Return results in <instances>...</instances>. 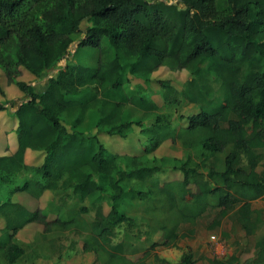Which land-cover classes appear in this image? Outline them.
<instances>
[{
	"label": "trees",
	"instance_id": "16d2710c",
	"mask_svg": "<svg viewBox=\"0 0 264 264\" xmlns=\"http://www.w3.org/2000/svg\"><path fill=\"white\" fill-rule=\"evenodd\" d=\"M172 1L0 0V69L7 82L27 96L13 111L18 147L0 155V183L26 169L35 177L16 185L11 194L25 192L38 198L45 190L69 189L84 201L106 191L111 200L109 211L97 207L92 221L82 216L89 210L85 205L66 219H47L41 209L29 210L11 196L0 201L4 220L0 258L6 262L15 263L24 255L14 236L35 222L43 225V235L55 229L87 232L84 251H103L105 264H120V251L110 248L116 226L126 223L132 230L136 225L123 210L127 196L152 202L143 210L148 229L138 233L148 237L155 230L162 233V240L153 241L131 264H147L149 256L172 264L152 250L158 245L175 247L178 239L193 232L192 227L180 232V226L195 224L209 206L219 208V217L236 208V220L244 232H256L261 212L252 208V201L264 198L263 155L255 151L264 146V0ZM84 20L90 24L82 30ZM76 33H83L77 48H100L106 37L115 55L98 59L95 66L64 64L48 78L42 92L18 79L22 68L40 76L66 59ZM202 62L207 74L220 79L218 102L205 98L209 86L199 67ZM162 65L171 70L189 68L188 84L194 88L187 97L200 107L178 130L152 99L123 93L127 72L148 80ZM246 66L249 69L243 72ZM159 85L165 104H176L177 89L167 80H159ZM128 103L142 110V118L124 119ZM5 109L6 103L0 102V111ZM87 117L97 128L94 134L87 131L92 126L82 127ZM144 118L153 121L145 126ZM133 125L140 126L146 136L141 154L112 153L97 135L126 137ZM166 139H180L192 153L178 166L181 179L161 182L152 177L162 168L156 163L146 165L144 156ZM27 148L44 152L40 165L25 164ZM225 149L223 168L218 169L217 153ZM242 158L247 166L240 164ZM130 179L144 183L145 188L130 187ZM255 247L252 259L240 263L232 254L224 261L210 259L209 264H264V241L257 240ZM191 257L185 251L173 264H193Z\"/></svg>",
	"mask_w": 264,
	"mask_h": 264
},
{
	"label": "rangeland",
	"instance_id": "374dc122",
	"mask_svg": "<svg viewBox=\"0 0 264 264\" xmlns=\"http://www.w3.org/2000/svg\"><path fill=\"white\" fill-rule=\"evenodd\" d=\"M172 2L176 1L173 0ZM89 24L90 22L84 20L81 22L80 27L84 30ZM82 36L83 33H76L73 35V42L69 48V56L66 59L53 65L51 68L46 69L40 76H35L22 68L18 79L31 84L35 91L42 92L47 85L48 78L55 76L59 68L64 64L78 63L95 66L98 55H104L105 57L115 55L114 48L109 45L106 37L102 38L100 48L93 46H80L77 48L76 42ZM199 67L206 78L207 85L209 86L205 98L214 102L220 101L222 96L220 79L211 73H206L205 62L199 63ZM248 69L249 67L246 66L243 69V72ZM125 75L129 78L123 85V93H126L127 95H131V93H139L148 98L152 95L158 104L161 105V108H159L158 111L169 114L171 125L175 130H177L178 127L185 125L188 115L195 113L194 111L200 110L198 104L188 100L187 97V94L194 88L192 85L188 84V80L192 77L189 68L171 70L166 65H162L151 73L148 80L144 79L146 82H149L146 84L145 89L140 84H136L139 81L136 79V74H130L127 72ZM159 80H167L177 89L178 102L176 104L171 105L170 107L165 104L162 108L163 102L159 90ZM196 84L198 83L196 82ZM26 98V94L20 91L15 84L7 82L4 73L0 69V102L6 103V109L0 114V151L3 150L2 148L4 147V144L8 142V139L14 137L12 131L15 130L14 126L16 127L17 125V119L14 116L13 111L17 104ZM131 109L132 110H129L130 112L128 111L127 114H125L124 119L138 120L142 118L141 113L134 112V107ZM152 121V118L143 119L145 126L150 125ZM86 122L92 126L87 130L88 134L96 133H93L95 128L92 125L93 121H89V117H87ZM65 125L68 129H71L69 122L66 120ZM89 125H87L86 129H88ZM9 132H11V136L8 134ZM140 132L141 127L133 125L128 131L126 138H119L117 135H103L102 138L99 139L105 143V146L111 152L131 153L132 151L136 152L144 148L146 136ZM100 134H97L98 137ZM114 137L118 138V140H112ZM226 151L227 150L225 149L217 153L218 160L216 165L218 169L223 168V158ZM255 151L263 155V162L264 146L256 147ZM188 153L191 154L192 150L183 147L180 139H178L176 143H173L168 139L163 141L154 151L147 153L144 157L146 165L156 163L162 168L161 171L155 172L152 178L165 182L182 178V171L178 166L181 160L186 158ZM43 155V151H40L38 154L34 151L30 152L27 156L28 160L26 159L27 163L25 162V164H28L29 166H37V164L43 161ZM35 156H37V159ZM262 162L257 167L258 171L262 169ZM240 164L247 166L246 159L242 158ZM118 165L123 169V163ZM85 169L87 168L85 167ZM204 171H207V169ZM30 177H35L34 172L32 170L24 169L15 176H12L9 179V182H1L0 201L5 200L9 196H11V199L15 200L19 194H17V192L11 194V190L16 185H20L25 179ZM128 185L134 189L145 188L144 183L135 179L128 180ZM190 187L192 190H195L193 184H191ZM94 196L95 198L90 197L85 198L84 201H80L69 189L46 190L39 196V198L32 201L29 208L35 209L36 207L41 209L47 219L56 216L66 219L80 206L85 205L89 210L83 213L82 216L86 220L92 221L97 207H101L104 213L108 212L111 207V200L106 191L100 193L96 192ZM92 200H94V202H92ZM124 203L125 206L123 207V210L127 215L134 218L136 225H134L132 230H129L126 223L118 224L116 226L115 235L112 238V247L110 248L112 250L120 251V264H131L132 260L141 255L142 251L149 247L153 241L162 240V233L161 230H155L151 237L146 236L145 233L141 235L138 233L139 229L141 231L148 229L147 214H145L143 210L147 206H152L151 201L137 196L134 198H129L127 196ZM252 205L255 210L261 212V222L258 224L256 232L251 235H247L237 222L236 208L228 210L225 216L219 217V208L216 206H209L197 219L195 224H183L180 226V232H184V229L192 227L193 232L191 234H187V236L178 239L175 247L158 245L152 250V253H156L159 258H164L172 264L179 261L182 253L185 251L191 252V260L193 261V264H209L210 259L224 261L232 254L236 255L238 262L240 263L247 259H252L256 254L255 242L259 239L264 241V198L254 199ZM3 225V218L0 217V229ZM42 228L43 225L41 223L33 222L25 225L15 234L14 239L24 247L25 253L12 264H105L107 259V254L105 252L83 251V243L88 239L89 233L55 229L54 231L43 235ZM149 257L147 264H161L157 258H154V256ZM0 264L10 263L6 262L5 259L0 258Z\"/></svg>",
	"mask_w": 264,
	"mask_h": 264
},
{
	"label": "crops",
	"instance_id": "0c3cea01",
	"mask_svg": "<svg viewBox=\"0 0 264 264\" xmlns=\"http://www.w3.org/2000/svg\"><path fill=\"white\" fill-rule=\"evenodd\" d=\"M106 57H108V56H106ZM104 55L102 56V55H98V57H97V60H96V64H97V61H98V59H100V58H102V59H104V58H106ZM95 64V65H96ZM129 78V77H128ZM136 79H138L139 81L136 83V84H140L144 89H145V86H146V84L147 83H149V82H146L145 80H144V78L143 77H140L139 75H136ZM159 90H160V94H161V86H160V88H159ZM144 91H146V90H144ZM143 91V92H144ZM132 94H134V93H131V95ZM136 94V93H135ZM150 99H152L157 105H158V110H159V108H161V105L160 104H158V102L154 99V97L151 95L150 97H149ZM161 98H162V104H163V106H162V108L165 106V102H164V98H163V96H162V94H161ZM132 103H128V105L126 104V106H125V108H124V110H123V115L125 116V114H127V112L129 111V110H132L131 108H133L134 107V109H135V111L134 112H136V113H141L142 114V110L141 109H139L138 107H136L134 104H132ZM133 106V107H132ZM199 111V110H198ZM198 111H194L195 113L196 112H198ZM1 112H3V110L2 111H0V114H1ZM130 112V111H129ZM162 112V111H161ZM87 119V118H86ZM86 119H85V121H84V123L82 124V127H85V128H87V125H89L87 122H86ZM187 120V119H186ZM187 125V121H186V123H185V125H183V126H186ZM183 126H181V127H183ZM88 127H90V125L88 126ZM16 127L14 126V129H15ZM180 127H178V129H179ZM0 129H1V123H0ZM177 129V130H178ZM97 131V129L96 128H94V131H93V133L94 132H96ZM12 133L14 134V137L13 138H11L12 139V141H11V139H8V142H6L5 144H4V147L2 148L3 150L2 151H0V155H4V154H11V153H13L16 149H17V147H18V143H17V139H16V134H15V130H13L12 131ZM101 133V134H100ZM141 133V132H140ZM10 136H11V132H9L8 133ZM92 134V133H91ZM98 134H100L99 135V138L101 139L102 138V136L103 135H109V134H106V133H104V132H99ZM109 136H112V135H109ZM117 136H119V135H117ZM109 138H111V137H109ZM119 138H126V137H120L119 136ZM112 140H118V138H116V137H114V138H112ZM166 140H168V139H166ZM103 142V141H102ZM111 142V141H110ZM104 143V142H103ZM173 143H176V142H173ZM104 145H105V143H104ZM107 148V147H106ZM108 149V148H107ZM140 149H141V147H140ZM35 152L36 154H38L40 151H38V150H32V149H30V148H27V149H25V151H24V162H26V159L28 160V158H27V156L29 155V153L30 152ZM108 151H110V150H108ZM142 151H143V149H141L140 151H132L131 153H129V152H124V153H120V154H132V155H136V154H141L142 153ZM111 152V151H110ZM112 153H119V152H116V151H112ZM44 156V155H43ZM35 158L37 159V156H35ZM43 159H44V157H43ZM43 162V161H42ZM41 162V163H42ZM27 163V162H26ZM41 163H39V164H37V165H40ZM28 165V164H27ZM34 166H36V165H34ZM181 179V178H180ZM46 191V190H45ZM44 191V192H45ZM17 194H19L18 195V197L15 199L16 201H18V202H20V203H22L27 209H29V210H34V209H30L29 207H30V205L32 204V201L33 200H35V199H37V198H34V197H32V196H30L29 194H27V193H25V192H17ZM20 198H22V199H20ZM39 198V197H38ZM252 208H254L253 207V205H252ZM35 209H36V207H35ZM54 218V217H53ZM3 222H4V220H3ZM4 229V225L3 226H1V229H0V233H1V231ZM84 251V250H83ZM85 252H89V251H85Z\"/></svg>",
	"mask_w": 264,
	"mask_h": 264
}]
</instances>
